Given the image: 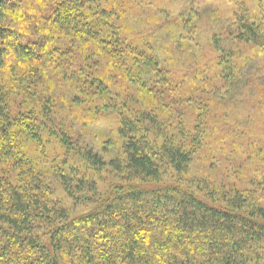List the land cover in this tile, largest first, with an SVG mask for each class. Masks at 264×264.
I'll return each mask as SVG.
<instances>
[{
    "label": "rangeland",
    "instance_id": "obj_1",
    "mask_svg": "<svg viewBox=\"0 0 264 264\" xmlns=\"http://www.w3.org/2000/svg\"><path fill=\"white\" fill-rule=\"evenodd\" d=\"M21 1L25 17L9 16L0 25L25 36V44L42 41L57 0ZM91 6L105 10L114 48L128 51L115 58L101 44L53 41L59 54L38 72L37 92L50 100L39 117L45 143L38 160L41 167L61 163L97 189L78 193L72 186L69 193L58 178L39 171L51 199L75 219L96 209L114 185L129 183L109 165L127 159L119 132L128 117L151 144L157 136L173 138L174 146L193 152L186 171L167 166L160 183L137 184L181 187L219 207L239 194L248 209L264 211V48L239 37L241 21L264 32V0H92ZM131 49L159 62L160 73L146 69ZM12 62L15 71L28 66ZM10 99L15 114L28 112L23 94ZM26 148L37 156L33 142ZM89 154L105 167L94 166ZM9 175L20 182L15 171ZM33 237L48 245L45 230Z\"/></svg>",
    "mask_w": 264,
    "mask_h": 264
},
{
    "label": "trees",
    "instance_id": "obj_2",
    "mask_svg": "<svg viewBox=\"0 0 264 264\" xmlns=\"http://www.w3.org/2000/svg\"><path fill=\"white\" fill-rule=\"evenodd\" d=\"M91 5L92 0H57L47 18L51 24L47 37L37 43L25 44V36L0 25V264H264V211L248 209L242 195H233L219 207L181 187L136 183H160L167 166L178 173L186 171L193 152L184 145L174 146L177 139L173 138L163 142L157 136L151 144L138 122L128 117L121 120L119 132L127 141V159L109 165L129 183L114 185L96 209L70 219L51 199L50 189L39 182L38 174L47 171L69 193L72 186L78 193L97 189L93 181L65 172L61 163L41 167L38 160V150L45 143L39 134V117L50 103L37 92L38 72L59 54L53 41L101 44L115 58L128 51L114 48L109 25L103 22L105 10ZM22 8L21 0H0L1 23H7L9 16L24 18ZM239 37L264 48L261 26L241 21ZM131 54L146 69L160 73L155 59L132 49ZM13 59L28 66L15 71ZM14 93L24 95L28 112H13ZM154 130L160 133V125ZM62 137L69 142L67 135ZM30 142L37 147L36 157L26 152ZM88 159L105 167L92 154ZM9 171L17 173L19 183L12 181ZM42 229L47 246L33 237Z\"/></svg>",
    "mask_w": 264,
    "mask_h": 264
}]
</instances>
